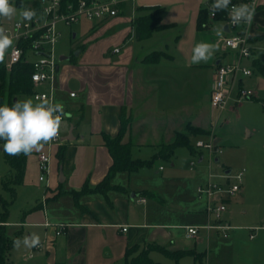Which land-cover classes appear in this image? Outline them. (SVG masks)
I'll return each instance as SVG.
<instances>
[{"label": "crops", "instance_id": "obj_1", "mask_svg": "<svg viewBox=\"0 0 264 264\" xmlns=\"http://www.w3.org/2000/svg\"><path fill=\"white\" fill-rule=\"evenodd\" d=\"M209 1L123 0L117 15L91 21L87 42L82 43L73 60L59 63L54 99L68 113L60 130L63 141L55 148L46 183L38 179L34 152L27 156L23 180L16 185L27 188L31 195L28 209L16 225L27 226L25 235L37 233L41 246L33 248L35 253L31 251V257L27 256L28 249L9 258L12 246L8 258L13 264H120L126 248L147 243L169 250H190L192 253L186 255L192 257V264L239 263L232 255L216 254L218 242L210 237V230L200 228L196 236L186 235V225H202L208 218L204 199L197 196L190 184L194 171L185 169V173H180L182 168L174 154L168 158L169 170L155 165V160L162 158L158 155L161 144L171 141L175 132L185 131L187 125L203 130L213 125L209 110L199 103V98L204 92L208 93L206 99L210 98L216 66L227 60L222 43L230 29L224 20L216 19H210L203 29L196 27L199 9ZM151 6L163 7L160 23L167 27L137 39L133 19L147 12L139 7ZM174 6L182 8L175 9V13L185 18L165 16V10L169 12ZM179 23L183 35L188 28L187 46L175 38V46L168 49V42L160 34ZM182 34L177 33L176 37ZM248 36L251 63H264L256 56V43L264 40V0H258ZM200 42L216 44L219 50L206 63L192 64L191 49ZM152 51L159 55L147 60L145 57ZM70 91L75 95L69 96ZM122 108L130 117L122 141L130 143L131 157H156L151 165L136 171L116 172L111 183L122 189H109L105 195L85 191L78 195L76 203L72 192L81 190L85 183L90 189L95 187L112 163L102 134L115 136L119 132ZM59 148L63 149L61 161L57 155ZM202 159L200 154L197 161ZM196 200L202 202L201 207L196 206ZM228 200L224 220L233 226L229 235L238 226L233 223ZM45 221L51 225H43ZM10 223L6 221L5 226ZM57 223L67 224L65 233L55 234L53 225ZM259 227L246 228L249 238L254 237L252 230ZM20 230L6 233L14 237L15 233L20 235ZM227 244L228 250L233 249L232 242ZM196 254L203 256L198 259Z\"/></svg>", "mask_w": 264, "mask_h": 264}, {"label": "rangeland", "instance_id": "obj_2", "mask_svg": "<svg viewBox=\"0 0 264 264\" xmlns=\"http://www.w3.org/2000/svg\"><path fill=\"white\" fill-rule=\"evenodd\" d=\"M27 0H22L21 6ZM17 8V15L12 20H4L1 18L0 25L7 24L15 19H19V11L23 8ZM177 7V6H176ZM180 6H178L179 8ZM172 7L169 12L165 10V16L182 20L185 18ZM182 9L181 7L179 8ZM214 22V21H213ZM91 21L87 19H80L74 21L69 25L58 23L57 28L60 30V36L55 43L57 55L72 56L71 60L76 57L82 43L87 42V30ZM182 26L179 23L177 26L164 29L160 34L163 35L165 41L168 42V49H173L174 43L179 42L184 47L187 46V29L182 32ZM244 30V25H235L233 30ZM76 36L73 37L72 33ZM180 33L183 36L176 37ZM176 38V42H175ZM178 39V41H177ZM184 39V40H183ZM186 40V41H185ZM188 42V41H187ZM165 49V48H164ZM256 56L264 60V40L256 43ZM229 56H227V59ZM69 59L61 60L59 63H67ZM225 61V60H224ZM242 64L252 70L250 76L237 75V80L234 84L235 88L231 94V99L227 104L221 108L216 109L210 106V102L206 99L207 92L203 93V97L199 98V103L209 110L210 118L213 125L204 130L205 134L190 135V139L194 148L191 152L186 146H178L174 150V156L180 162V173H185V169L194 171V177L191 179V187L194 189L199 184H205L209 179L214 181H225L221 178L225 174V170H229V180L233 181L231 176L238 171H242V182L239 191L232 195L228 200V207L233 211V223L238 227L232 230L227 237H223L216 230H210V237L217 240V253L221 256L232 255L237 264H259L264 262V75L260 74L258 70L251 63L250 57L243 58ZM241 79L239 82L238 79ZM241 86L243 89L252 91V95L239 101H235L236 89ZM7 94L5 93V100ZM31 98V96H18L19 100ZM195 127V126H194ZM214 133L215 137L219 139L220 152L209 151L208 148L196 147L194 145L197 138H208L210 134ZM193 136V137H192ZM0 182L10 177V166L4 159L3 144L0 143ZM203 155L202 161L198 162L199 155ZM31 155H29L30 157ZM37 157V155H36ZM218 157V160L214 158ZM170 158V157H169ZM193 161V165L190 164ZM182 163V164H181ZM161 164L168 170L171 168L170 159L160 158L155 160V165ZM211 174V178H209ZM193 188V187H192ZM27 188L16 186L15 197L8 206V219L11 223L5 226V231L10 232L12 229L20 228L19 237L25 235L26 225L22 227L16 225V222L21 221L24 211L28 209L29 197L31 196ZM0 197L10 201L11 194L4 190L0 184ZM196 206H202L201 201H194ZM1 211V204H0ZM26 220H28L26 218ZM253 229L254 237L249 238L247 227H257ZM207 231L202 229V231ZM201 231V230H200ZM233 244L232 248L228 250L229 245ZM145 245H140L143 247ZM9 254V258L13 255H22L28 249L20 248L14 249ZM33 249L30 250V252ZM28 252V251H27ZM35 253V251H33ZM150 256L155 261H160L166 264H192V257L189 255L182 256L178 261L166 257L165 255L152 251ZM262 260V261H260Z\"/></svg>", "mask_w": 264, "mask_h": 264}, {"label": "built area", "instance_id": "obj_3", "mask_svg": "<svg viewBox=\"0 0 264 264\" xmlns=\"http://www.w3.org/2000/svg\"><path fill=\"white\" fill-rule=\"evenodd\" d=\"M35 3L29 2V8L35 10L36 17L32 21H24L21 18L15 19L3 26L7 29L9 35L14 40L15 48L18 49L15 55L9 49L5 56V68L7 71L18 62L29 63L32 67L30 79L33 90L31 98L35 100L37 97L48 98L54 100V92L56 88V79L60 55H57L55 43L60 36V30L57 28L58 23L66 25L82 18L89 21H100L108 19L118 14L119 4L123 0H34ZM255 3V10L258 5V0H235L232 4ZM231 5L229 6V8ZM210 17L213 15L209 14ZM230 29L226 36L223 37V46L226 49V55L229 58L216 66L214 78L210 88V106L216 109L223 108L231 99V94L234 91V84L237 80V75L250 76L252 70L242 64L243 58L251 56V46L249 45L248 26L249 24L242 23L244 30H233L234 25L231 24L228 11L227 17L224 20ZM17 24L20 27L17 28ZM117 52L118 48H114ZM241 82V79H238ZM75 92L70 91L69 96H74ZM252 95V91L243 89L241 86L236 89L235 101L248 98ZM56 102V101H55ZM58 103V102H57ZM65 113H67L64 107ZM68 114V113H67ZM67 117V116H66ZM64 118V120L66 119ZM63 120V121H64ZM61 134L59 138L45 145L40 151L36 152L38 179L40 182H47L50 172L51 158L54 155L55 148L62 142ZM196 147L208 148L209 151L220 152L219 139L214 133L208 138H198L195 140ZM193 164V161L191 162ZM221 178L225 181H214L209 179L205 184L196 186V194L204 199V211L207 215L206 223L202 225H186V235L194 237L198 234L200 228L207 230L216 229L223 237L228 236V232L233 228L232 225L224 220V212L227 209V199L234 195L240 189L242 180V171L233 174L230 181L228 174H222ZM211 178V174H209ZM143 200V199H142ZM43 225L49 226L48 221L43 222ZM56 235L65 233L67 224H54ZM123 230L126 226L122 227ZM250 237L253 234L250 233ZM34 248V249H39ZM28 257L32 253L27 254Z\"/></svg>", "mask_w": 264, "mask_h": 264}, {"label": "trees", "instance_id": "obj_4", "mask_svg": "<svg viewBox=\"0 0 264 264\" xmlns=\"http://www.w3.org/2000/svg\"><path fill=\"white\" fill-rule=\"evenodd\" d=\"M235 1V0H232ZM29 2L35 3L34 0H27L21 6L22 0H10L14 6H21L22 8H29ZM213 2L210 0L208 5L201 7L198 11L196 27L198 29H203L207 26L210 19L225 20L227 17V11H217L213 17H210L209 5ZM120 6V4H119ZM145 9L146 13L138 14L133 19V29L134 37L137 39H142L150 36L154 31L163 29L167 27V24L160 23L161 13L163 12V7L151 6V7H139ZM1 21V18H0ZM159 55L158 51L150 52L145 58L147 60H153ZM69 58H72L70 56ZM254 67L258 72L264 75V63L258 60L253 61ZM32 67L29 63L23 61L14 64L9 71L6 70L5 64L0 63V106L7 104L12 106V104L18 100V96L28 95L30 96L33 90L32 82L30 79V74ZM5 93L7 98L5 100ZM16 99V100H14ZM125 110L122 108L120 112V130L115 136H111L103 133V143L107 147L111 157L112 163L109 166L105 176L102 180L92 189H90L85 183L81 190L73 191V197L77 203L78 195L85 191L99 192L101 194H106L109 189H122L118 185H113L111 180L116 172L127 171L133 172L138 170L142 166H149L152 164L154 158L146 160L139 158H132L130 155V143L123 142V134L130 122V117L125 115ZM203 129L194 127L192 125H187L185 131L175 132L171 141L167 143H162L158 155L162 158H169L178 146H186L191 152L194 151L190 135L205 134ZM4 159L10 166V177L1 181L2 188L9 191L11 194V200L0 197L1 211H0V264H13L8 258V253L10 248L13 246V240L19 237V233H15L14 237L7 235L5 231V222L8 219V206L15 197V186L20 184L23 180L26 159L27 156L21 154L18 156H10L3 151ZM59 160L61 161L63 156V149L59 148L57 151ZM26 212V211H25ZM151 251H157L171 258L175 261L186 254H191L190 250L177 249L169 250L155 243H147L145 246L140 247V245H132L126 248L124 253V258L120 264H166L160 261H155L150 256ZM202 254H196L198 259L202 258Z\"/></svg>", "mask_w": 264, "mask_h": 264}, {"label": "clouds", "instance_id": "obj_5", "mask_svg": "<svg viewBox=\"0 0 264 264\" xmlns=\"http://www.w3.org/2000/svg\"><path fill=\"white\" fill-rule=\"evenodd\" d=\"M116 0H113L115 3ZM231 7L229 8V6ZM17 8L10 0H0V18L12 20L17 15ZM228 11L232 25L251 24L255 15V3L232 4V0H213L209 12ZM35 10L23 8L19 16L24 21H32L36 17ZM17 28L20 24L16 25ZM220 30H217L219 34ZM15 38L7 29L0 26V63H4L9 49L15 55L18 49L14 45ZM219 50L218 45L200 42L191 49V63H206ZM67 113L64 106L48 98L37 97L16 100L12 106H0V140L4 141L3 151L10 156L31 155L40 152L45 145L59 138L60 130ZM41 246V238L37 233L26 234L13 240L14 249H33Z\"/></svg>", "mask_w": 264, "mask_h": 264}, {"label": "water", "instance_id": "obj_6", "mask_svg": "<svg viewBox=\"0 0 264 264\" xmlns=\"http://www.w3.org/2000/svg\"><path fill=\"white\" fill-rule=\"evenodd\" d=\"M70 56L68 55H61L60 56V60H66V59H69ZM15 100V99H14Z\"/></svg>", "mask_w": 264, "mask_h": 264}]
</instances>
